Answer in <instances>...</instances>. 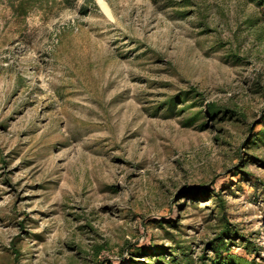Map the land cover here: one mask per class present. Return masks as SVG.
<instances>
[{"label": "rangeland", "instance_id": "rangeland-1", "mask_svg": "<svg viewBox=\"0 0 264 264\" xmlns=\"http://www.w3.org/2000/svg\"><path fill=\"white\" fill-rule=\"evenodd\" d=\"M105 2L111 20L86 0L21 20L0 0V264H208L209 188L229 252L243 236L264 257V147H242L264 111V7ZM191 91L236 117L185 127L198 109L165 103Z\"/></svg>", "mask_w": 264, "mask_h": 264}, {"label": "trees", "instance_id": "trees-1", "mask_svg": "<svg viewBox=\"0 0 264 264\" xmlns=\"http://www.w3.org/2000/svg\"><path fill=\"white\" fill-rule=\"evenodd\" d=\"M44 0H8V5L11 10L12 15L17 18L24 20L28 14L34 8L38 7L43 3ZM92 8L98 10L95 2L93 0H86ZM248 2L254 3L259 7H264V0H247ZM61 2L69 7L71 5V0H61ZM81 15H87L85 6H81L80 8ZM192 100L191 104H186L187 101ZM180 103L182 105L181 113H185L193 108L198 109L190 118L185 121V127H191L195 125L200 119L202 114L205 115L206 118L211 119L212 121H231L232 118L236 117L234 111L224 108H219L215 103L205 102L203 96L194 91L184 92L179 96L169 99L166 103V112L171 116L173 114V110L176 107V104ZM203 109V110H202ZM202 110V111H201ZM260 121L251 128H248V138L246 142L242 145L243 148L248 150H253L255 148L264 147V111L261 113ZM240 120L237 119V121ZM204 124L200 125V128H204ZM260 127L258 131L256 128ZM248 162L262 164L261 161L256 160L253 157L247 158ZM244 163V161H243ZM234 174H239L243 177V179H248L249 176L245 174L241 167L235 168ZM248 181V180H247ZM259 186L262 190H264V184L258 182ZM220 190L224 189L223 183L220 184ZM216 187V185H215ZM255 187V186H254ZM258 189V187H257ZM215 190L209 188L202 192L203 198H208L211 195H214V205L216 207V220L219 224V234L218 236L212 240L209 244L210 250L214 253V257L208 260V264H264V257L260 256L262 249L258 246H255L253 243L246 240L243 236H238V240L242 243L240 244L242 253L241 255H233L229 252L225 245V239H232L236 237L237 234H234L230 229V225L228 224L225 216V206L224 202L221 199L219 192H214ZM190 197L191 201H195V194L190 193L187 195ZM171 224V223H169ZM224 253V254H223ZM223 254V255H222ZM151 256V255H149ZM174 263V260L171 261ZM188 264V262H185ZM205 264V263H204Z\"/></svg>", "mask_w": 264, "mask_h": 264}, {"label": "bare ground", "instance_id": "bare-ground-1", "mask_svg": "<svg viewBox=\"0 0 264 264\" xmlns=\"http://www.w3.org/2000/svg\"><path fill=\"white\" fill-rule=\"evenodd\" d=\"M97 6L99 7L101 13L105 15L108 19H112L111 11L106 4L105 0H94Z\"/></svg>", "mask_w": 264, "mask_h": 264}, {"label": "water", "instance_id": "water-1", "mask_svg": "<svg viewBox=\"0 0 264 264\" xmlns=\"http://www.w3.org/2000/svg\"><path fill=\"white\" fill-rule=\"evenodd\" d=\"M97 5V4H96Z\"/></svg>", "mask_w": 264, "mask_h": 264}]
</instances>
